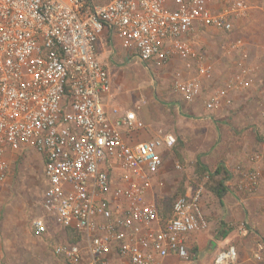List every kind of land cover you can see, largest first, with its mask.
<instances>
[{
    "label": "built area",
    "instance_id": "2783aa9c",
    "mask_svg": "<svg viewBox=\"0 0 264 264\" xmlns=\"http://www.w3.org/2000/svg\"><path fill=\"white\" fill-rule=\"evenodd\" d=\"M248 10L246 0H0V209L9 157L32 148L46 180L44 215L33 219L34 233L48 232L50 219L80 234L76 242L55 243L57 257L70 264L198 258L186 240L207 226L202 186L177 195L170 215L160 216L147 193L162 167L159 149L172 148L176 136L132 138L146 123L136 109L106 104L110 75L97 42L103 30L116 35L127 58L146 68L174 56L187 67L194 60L196 76L176 84L190 101L200 90L199 78L211 70L187 36L198 26L231 31ZM241 45L236 39L229 47ZM248 72L238 64L226 87L248 86ZM226 90L219 89L206 107ZM247 178L254 187L257 174ZM236 258L228 246L215 253L213 264Z\"/></svg>",
    "mask_w": 264,
    "mask_h": 264
},
{
    "label": "rangeland",
    "instance_id": "374dc122",
    "mask_svg": "<svg viewBox=\"0 0 264 264\" xmlns=\"http://www.w3.org/2000/svg\"><path fill=\"white\" fill-rule=\"evenodd\" d=\"M248 1L254 5L258 2ZM261 2L263 7L264 0ZM262 9L250 8L228 32L211 27L197 29L189 44L203 56L211 75L199 78L200 90L190 101L183 98L176 84L196 76L194 60L187 67L186 60L174 56L146 68L142 62L128 59L120 42L113 47L106 38L103 50L97 45V51L108 57L111 67L110 92L115 93L122 107L136 109L146 123V129L134 136L142 132L146 138L162 132L176 136L172 148L159 149L163 174L159 179L162 184L155 185L158 189L153 194L154 202H171L182 190L202 186L201 210L207 226L186 240L189 253H198L199 257L176 256L175 264H213L215 253L228 246H234L237 253L231 264H264V46L258 45L256 51L254 45L245 49L243 45L246 39H263ZM252 10L260 11L254 15L256 20L251 17L245 21ZM253 24L260 27L256 31L261 36L245 32L255 27ZM236 39L243 46L230 48ZM117 51L124 52V57ZM238 64L252 68L247 74L252 80L248 86L229 89L226 84ZM221 88L227 89L225 97L207 108L208 100ZM178 116L181 122L176 121ZM251 140L253 144L260 142V146H254ZM9 159L11 172L3 187L0 209V264H70L53 253L54 244L65 239L64 231L53 220L47 219L48 232L42 235H36L32 228L33 219L44 215L40 202L46 180L41 156L29 148ZM218 161L231 170L226 184L230 185L227 193L235 205L233 212L206 188V176L199 175V164L212 171ZM250 173L257 174L254 187L247 178ZM224 231L228 233L224 235Z\"/></svg>",
    "mask_w": 264,
    "mask_h": 264
},
{
    "label": "crops",
    "instance_id": "0c3cea01",
    "mask_svg": "<svg viewBox=\"0 0 264 264\" xmlns=\"http://www.w3.org/2000/svg\"><path fill=\"white\" fill-rule=\"evenodd\" d=\"M247 1V3L249 4V9L250 8H253V7H256L257 6V8L259 9L260 8V10H263L262 8H264V6L262 7V0L260 1V0H258V2L257 1H255L256 2V4L254 5V4H251L248 0H246ZM261 5V6H260ZM216 6V5H215ZM253 11V10H252ZM251 11V13H250V15L248 16V18L245 20V21H249L250 19H251V17H253V19L252 20H256L255 18H257L256 16H254V15H257V13H260V11L259 10H256V11H253L252 12ZM248 12H249V10H248ZM259 16H261V15H259ZM262 16L264 17V12L262 13ZM240 19H242V17H240V18H238L236 21H235V23H237ZM254 22H256V21H254ZM259 22V21H258ZM251 23H249V25H250ZM256 24V23H255ZM255 24H253L255 27H253L251 30H248L247 28H246V30H245V32H247V33H249L248 31H250V32H252V34L251 35H259V36H261V34H259V32H257L256 30H258L260 27L258 26V25H255ZM259 24H260V22H259ZM248 25V26H249ZM200 27H202V26H198L196 29H195V31H193L192 33H191V35H188L187 36V41L188 42H190V39L194 36V34L196 33V31H197V29L198 28H200ZM253 30V31H252ZM263 36H264V33L262 34ZM106 38H108L109 40H111V42H112V44H113V47H115V44L117 43L118 44V42H119V38L118 37H116L114 34H110V32H107L106 30H103L102 31V33L100 34V36H99V39H98V42H97V45H98V48H99V46H100V48L103 50V39H105L106 40ZM262 40V41H261ZM260 40V37L257 39V40H249V41H247V39L243 42V45H244V49L245 48H247L248 47V45H249V47L250 46H253L254 45V49L257 51L258 49H257V46L258 45H262L263 44V46H264V37H263V39H261ZM242 45V46H243ZM100 52V53H99ZM117 53L118 54H120V56H122V57H124V52L122 53L121 51H117ZM125 54H126V52H125ZM97 55H98V58L101 60V62L103 63V64H105L106 66H108V70L111 68L110 67V65H109V60H108V57L107 56H105L104 55V53L102 52V51H97ZM258 61H260L261 62V60H258ZM255 63H257V62H255ZM259 67V66H258ZM248 69H252V68H248ZM235 71H233V73H234ZM232 73V74H233ZM249 76H247L246 77V79L248 80V82L249 81H251L252 80V78L251 77H249ZM259 77H261V76H259ZM263 80V79H262ZM111 81V80H110ZM249 85H250V82H249ZM219 90V89H218ZM217 90V91H218ZM105 102H106V104L108 105V106H111V105H114V104H117V105H119V103L116 101V98H115V93H111L110 92V94H108V95H106L105 96ZM121 106V105H120ZM122 107V106H121ZM124 108V107H123ZM220 114V112L218 111L217 112V114ZM140 115V114H139ZM141 116V115H140ZM207 118H208V115H205ZM205 116H202V117H205ZM176 121L177 122H181L182 120H181V118H180V116H178L177 117V119H176ZM178 124V123H177ZM180 124V123H179ZM146 133L145 134H143V132L141 133V134H139V135H135L134 137H132L133 139H146ZM257 141V140H256ZM250 143L251 144H253V141L251 140L250 141ZM260 142H255L253 145L254 146H260ZM163 157V156H162ZM218 162H220V161H218ZM226 163H228V162H226ZM226 167H227V169L229 170V171H231L230 170V168H229V166L226 164L225 165ZM161 173H162V171H161V169L159 170V173H158V175H157V177H156V180H158V179H160V176H161ZM163 174V173H162ZM154 181L153 182V185H152V187H151V189L148 191V193H147V197H148V199L149 200H151V201H154L153 200V194L154 193H156V191H157V189L158 188H156L155 187V185L157 184V181ZM228 187H230V185L228 184ZM187 191V190H186ZM222 202L224 203H226V205H228V207L229 208H231V210H232V212H233V210H234V207H235V205H234V202H233V200H231V198H230V196L228 195V193L222 198ZM236 211V213H237V210H235ZM189 236V235H188ZM175 255H168V256H166L164 259H163V261H162V264H170V262H171V264H175V262L174 261H176L175 260Z\"/></svg>",
    "mask_w": 264,
    "mask_h": 264
},
{
    "label": "trees",
    "instance_id": "16d2710c",
    "mask_svg": "<svg viewBox=\"0 0 264 264\" xmlns=\"http://www.w3.org/2000/svg\"><path fill=\"white\" fill-rule=\"evenodd\" d=\"M199 166L201 167L199 175L201 176V178H203L204 176H206L207 178V180H205L204 182L206 188H208L211 193H213L218 198V200L222 202V198L228 192V185L226 184V180H228L231 176L230 171L227 169L223 162H219L212 171L207 170L204 165L199 164ZM184 192L185 191L182 190L180 194H183ZM173 200L167 203H157L159 214L161 217L166 218L170 215ZM64 233L65 240L68 242H76L80 239V234L74 228L66 227ZM227 233V231L223 232L224 235H226Z\"/></svg>",
    "mask_w": 264,
    "mask_h": 264
}]
</instances>
